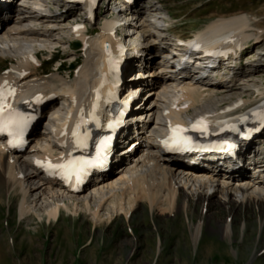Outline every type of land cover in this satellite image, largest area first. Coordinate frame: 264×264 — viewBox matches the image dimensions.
<instances>
[{
    "label": "bare ground",
    "instance_id": "bare-ground-1",
    "mask_svg": "<svg viewBox=\"0 0 264 264\" xmlns=\"http://www.w3.org/2000/svg\"><path fill=\"white\" fill-rule=\"evenodd\" d=\"M23 1L35 8L42 5L46 6L44 0ZM8 7L15 12L16 9L12 8L11 4ZM159 9L158 6L151 4H147L143 8L152 17V14L157 13ZM121 10L122 8L118 10L114 8L113 11H116L117 15H121L119 14ZM133 10L131 9V12L136 11V9ZM0 11L3 12L1 9ZM79 11H82V8ZM8 12L4 10V16L8 15ZM19 13L22 16L18 18L23 19L20 22H15L14 25L18 24L17 26H8L7 20L0 22V50H9L8 43H16L18 36H28L36 39L23 46L14 58L10 60L12 65L8 71L4 72L5 69L1 68L0 83L7 81L8 84L11 83L13 86H16L19 93L22 94L21 101L32 95H39L38 97L40 98L47 96V93L54 95L46 104V107L50 105L49 110H47L49 111L48 116L50 119L44 120L48 122L46 136L43 133L34 131L29 145L16 153L5 152L4 144L0 140V202L4 199L2 198L3 194L9 195L10 193H15L19 198L16 206L20 220L29 222L40 220L44 217L46 221L54 223L62 219L65 210L72 212L86 210L97 221L102 218L100 211L105 206L111 209L112 214L125 213L128 215L136 205L138 206L139 202L141 203L144 200L149 203L151 210L158 209L162 211L167 209L166 211L172 212L175 209H183V211H186L195 200L201 205V213L197 217L199 219L198 222L191 224L192 240L194 245H196L202 236L204 220L208 217L207 212L211 203L222 205L227 210L228 214L219 223V229L222 235L229 239H231L233 233V211L247 207L252 209L254 207L262 209V212H264V168L262 164L257 165L258 169L252 174H244L241 171L244 168L239 167L238 171L240 174L238 173V177H234L233 179H229L226 176L217 178L215 170L202 172L204 171L203 168H188L178 159L167 157L162 152V140L158 139L159 133L156 132L153 133L154 135L150 134L148 136L151 139L149 141L138 142L141 139L139 136L132 139L131 142H128V145L135 146L132 149L128 150L126 148V150L120 151L119 156L116 155L114 157L113 161L114 166H116L115 169H117L116 172L120 174L118 178L108 175V177L106 176L107 178L105 177V179L92 183L85 191L78 194L71 193L68 189L63 188L56 178H47L42 168L34 165L33 158L41 157L52 160L53 156L51 153L65 152V148L62 145L68 141V138L73 137V131H80V128L76 129V125L81 122V117H83L81 130H86L87 119L84 118L80 111L86 104V99H89L88 103H91L95 96H90V94L99 88L101 80L104 79L102 73L108 67L105 55L111 54V52L118 55L119 48L117 44L125 40L132 41L131 45L135 46L133 48L137 51L136 55H139L145 49H143L144 47L141 49L138 46L140 45L139 41L131 39L134 34L128 35L121 32L117 36L112 35L111 29L115 30L116 26V22L112 20H105L103 22L100 32L96 37H91L92 35L89 34L94 29H86L85 26L81 25L75 30V34L87 44V47L84 48L81 54L76 44L78 50L70 53L71 55L68 57V59L73 60L72 63L77 62L78 57L81 56L82 58V64L75 76L70 80H66L67 78L60 75V70L65 65V62L60 63L55 68V73L50 76H44L42 75L44 71L39 70L37 49L42 46L46 47V44L39 42L37 38L50 36L45 34L47 32L50 33V31L48 27L39 28L38 25L43 26L44 23H47V20L44 19L48 18L49 20L51 14L47 17L45 15H33L35 14L33 11L31 12L33 14H27L26 11H20ZM152 17L151 19H153ZM51 18L57 21L61 19L60 22L65 20V18L63 19V15H54ZM159 18L163 17L160 16ZM250 21L244 14L220 16L214 21L205 24L204 28L199 30L198 35H194L196 38H194V41H198L201 38L207 40L204 36L208 35V38H214L213 44L218 43L220 39L235 40L239 44H246L248 40L253 39L254 43H261L264 39L263 31L255 30ZM23 22L25 25L21 26L20 24ZM167 24L169 25L168 20ZM150 29L157 30V33L161 36L160 32H158L160 30L149 24L137 28V33H142L145 36L144 33ZM179 36L174 35V38H179ZM157 39L155 36L150 37V41H152L146 46L149 47L152 44L153 46L148 51L158 52L162 48L158 44H155ZM159 39L162 40V38ZM169 40L173 41V39ZM175 41L176 39H174L172 49H176ZM57 43L54 42L53 44L57 45ZM107 44H109L108 49L105 47ZM187 48L189 49V47ZM57 52L59 54V51ZM58 54L55 53L53 56L58 57ZM140 54L142 55V53ZM190 56L196 57L197 60L202 59L199 54L195 56L193 53ZM63 59L65 60V58ZM150 60L147 59L144 62L145 68H147ZM72 63L66 64V66L68 65V70H71V67H73ZM163 67L167 66H164L163 63L159 65V68ZM263 68L260 65L255 68L252 67V71L249 74L241 75L237 80L239 82L252 80L247 78L253 73L264 74ZM131 71L134 74L139 73V70H130L129 72ZM98 74L101 76L100 78L97 77ZM67 76L69 77V75ZM155 76L156 72L149 74L151 78H156ZM182 79V82L174 84L168 76L160 79L157 78L156 80L153 79L151 84L153 88L155 85L160 86L161 92L164 91L165 94L168 92V89H172L173 91V94L168 97L169 101L165 105H161L162 108L155 105L151 106L152 102H147L149 106H147L145 112L146 115L162 119L167 129L170 124L182 127L186 125L187 122L183 120L181 112H186L188 107L199 104L201 101L211 100V98L212 100L216 98L213 103L215 107L212 108L210 106L209 109L213 111L208 112L210 113L208 115L211 116L212 113H217L216 118L225 116L224 114H220V109H223L225 105L231 104V101L239 99L236 107L255 103V96L254 100H245L242 91L239 93L235 92L236 89L241 88L235 82L219 85H201L196 81L195 85L191 86L185 74L182 76ZM256 90L259 95L264 93V91L261 92L259 89ZM165 94H161L163 101L168 99ZM55 96H61L63 100L62 104L65 106L63 114L60 113V106L55 105ZM151 96L152 94H150L148 99ZM207 103L209 104V101ZM206 110L202 109L199 112L204 114ZM163 112H165L164 115H162ZM130 123H128L126 129L130 130ZM144 127H140L141 131ZM165 132L166 130L160 133V137L164 136L163 133ZM72 149H78V147ZM69 153L70 151L67 152L68 155ZM121 154L124 155L121 156ZM127 155L131 157H128V159ZM45 196L52 200L51 204L49 203V205L46 204L47 206L41 209H36L37 203ZM53 197L60 199H53ZM107 215L109 217L111 214L107 213ZM186 216L188 219V214ZM262 224L263 221L261 220L260 228ZM245 228L246 222L243 220L241 224L242 233L245 231ZM38 232L39 230L36 231V233Z\"/></svg>",
    "mask_w": 264,
    "mask_h": 264
},
{
    "label": "rangeland",
    "instance_id": "rangeland-1",
    "mask_svg": "<svg viewBox=\"0 0 264 264\" xmlns=\"http://www.w3.org/2000/svg\"><path fill=\"white\" fill-rule=\"evenodd\" d=\"M24 3L22 0H14V4L17 5L15 9L33 14L29 4ZM141 3L142 5H156L160 8L157 13L152 14L153 18L156 19L155 21H158L160 16L167 18L170 21L171 31L169 33L171 34L188 37L220 16L244 14L251 20L250 23L255 30L263 31L264 37V0H141ZM109 5L101 8L100 16H105L108 13ZM46 8L43 5L36 7L39 11ZM16 15L22 16L21 13ZM16 15H12L8 19V26H17L18 24L14 25L15 22H20L23 19ZM51 17L49 20L48 18L44 19L47 20V23H44L43 26L38 25L39 28L48 27L50 33L45 34L50 36H42L37 39L49 48L58 49L60 53L58 54V50L55 53L58 54V58H61L57 63H44L48 55L42 54L40 56L42 63L40 71H44L42 75L50 76L55 73L58 63L65 62L60 73L64 78H67L66 80H70L82 64L80 62L78 67L73 65L71 70H68L66 66L68 62L72 61V59H68L70 53L79 49L76 48L75 43H68L67 36L70 25L68 28L67 21L70 14H64L63 19L65 18V20L62 22H60L61 19L57 21ZM20 25L23 26L25 23ZM89 26L95 30L100 28L96 24ZM159 30L160 35L163 36L165 32ZM135 31L131 39L139 41V46L144 48L151 43L150 37L160 38L157 30L154 29H151L152 32L154 31V35L151 32L147 33L148 36L137 33V29ZM89 34L92 35V33ZM171 34L169 36H173ZM34 39L36 38L18 36L16 43H8L9 50H0V70L1 68L8 70L12 65L10 60L23 46ZM164 39L169 43L171 41L167 36ZM54 42H58L57 45H54ZM158 46L165 50L166 46L162 42ZM162 49L161 53H166L162 52ZM262 50H264V39L261 43H254L253 46L248 47L245 50V57L255 56ZM78 58L77 62L82 59ZM262 59L264 60V57ZM251 63L254 62L251 61ZM154 65L157 66L156 63L153 64L151 70H154ZM255 65L251 64L253 67ZM157 72L160 73V71ZM157 72L155 77L158 75ZM68 74L71 77H68ZM165 77L168 76L160 75L158 79ZM152 79L156 80L157 78ZM247 79L252 80L237 83L236 85L241 88L236 89L235 92L242 91L245 100H252L254 89L264 88V74L249 76ZM156 90L148 102L153 103V100H157L156 107L162 108L161 105H165L169 101L168 97L173 94V91L168 89L165 94L164 91L161 92V89ZM157 94L161 98V94H165L168 99L161 101ZM139 100H145L144 96H141ZM214 100L216 98L191 106L192 108L183 114V117L194 115L202 109L208 110L210 106L214 108ZM54 101L55 105L60 106V113L63 114L65 106L62 104L61 96H57ZM160 121L163 123L151 122L149 128L165 131L164 121L162 119ZM47 124V121L43 122V127H47L43 129L44 136L48 132ZM36 131L42 133L41 129ZM149 140L151 139L148 137L146 141ZM128 157L131 156L127 155ZM116 171L117 169L113 170L110 177L118 178L120 174ZM6 195H1L4 199L0 202V264H264V212L262 209L247 207L243 208L244 210H232L233 233L229 239L224 237L219 229V223L228 214L227 210L222 205L209 204L208 217L204 220L202 236L194 245L191 224L198 222L197 217L201 213V205L195 200L186 211L175 209L172 212L166 211L167 209L162 210L164 212L158 209L151 210L149 203L144 200L139 202L138 206L136 205V208L134 207L128 215L125 213L112 214L111 209L105 206L100 211L102 218L97 221L86 210L77 212L65 210L62 219L53 223L46 221L44 217L29 222L20 220L16 206L17 195L15 193ZM53 199L60 198L53 197ZM51 202L52 200L45 196L35 207L41 209ZM107 213L112 217H108ZM260 219L263 221L261 228ZM243 220L246 222V228L242 233ZM37 230H39L38 233H36Z\"/></svg>",
    "mask_w": 264,
    "mask_h": 264
},
{
    "label": "snow or ice",
    "instance_id": "snow-or-ice-1",
    "mask_svg": "<svg viewBox=\"0 0 264 264\" xmlns=\"http://www.w3.org/2000/svg\"><path fill=\"white\" fill-rule=\"evenodd\" d=\"M111 63V60H110ZM15 94V89L12 88L7 81H4L3 84H0V132H8L9 135L14 137V141H10L13 146H16L17 142H21L20 138L23 136L24 129L28 126V122L33 118L31 116L25 115L22 112H19L17 109H14L9 103H7L8 97ZM40 97H37V102H40ZM83 111V110H82ZM261 119H264V114H260ZM83 122V117H81V122L77 123L76 129L78 130L81 127ZM112 125L110 124L109 127ZM193 128L197 131H206V125L203 121H197L193 125ZM223 130V129H222ZM233 130H236L233 126ZM186 131L182 126H177L173 128L172 141L176 143H183L190 141L189 137L183 136V133ZM73 137L76 138L77 146H85V141L87 137L81 138L78 131H73ZM40 166H45V162L37 161ZM89 161L75 160L69 158L64 163L54 164L51 161H48L46 166L49 170L59 171V174L67 178L73 172L77 174L79 178V171Z\"/></svg>",
    "mask_w": 264,
    "mask_h": 264
}]
</instances>
